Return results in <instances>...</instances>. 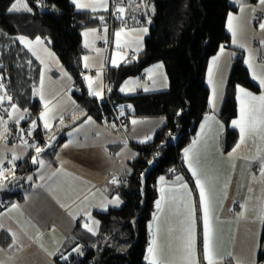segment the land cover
Instances as JSON below:
<instances>
[{"label":"crops","instance_id":"obj_1","mask_svg":"<svg viewBox=\"0 0 264 264\" xmlns=\"http://www.w3.org/2000/svg\"><path fill=\"white\" fill-rule=\"evenodd\" d=\"M82 2H90V0H82ZM230 2L236 8V11L229 13L226 29L231 35V46L234 49L223 47V54H221L220 50L218 54L209 60L206 83L210 88V109L205 117L214 116L215 119L208 121L203 135L201 134V125L205 123V117L200 122L194 139L199 140V143L194 151L199 152V167L209 177L214 178L212 183L214 184L216 202L212 223L215 229L214 243L218 257L222 258L220 259V264H252L253 260H255L256 264H264V259L259 261V253L264 249V224L257 218L260 197L262 192H264V182L259 176V162L244 158L255 156L257 148H264V142L259 137H256L254 143L249 139L245 145L230 157L229 153L239 143L240 133L239 129L230 123V127L238 133V138L236 144L230 150H226L225 137L228 126L221 117L232 66L237 54L235 48L238 50L241 48L233 43V35L228 28L229 16L232 15L239 18L233 23L237 26L239 38H242L243 34L241 32L245 28L248 32L253 21L258 24L264 23V6L259 4V0H230ZM242 5L244 7L241 12ZM113 9H116L113 0H109L106 10L98 7L93 12L90 8H76L78 12H90L97 16L113 12ZM129 16L137 17L130 9L129 11L125 10L121 18ZM148 19L147 23L121 27L124 28L125 33H130V35L122 34V46L119 49L116 46L115 33L120 31L121 28L115 29L112 26L113 24H111L83 30L82 44L84 52L80 61L84 71L82 77L89 94L90 90L87 81L84 79L85 76H91L94 81L93 87L101 92V97L90 94L91 97L99 101H105L107 98L109 71L120 67L126 62L137 59L139 54L145 51L146 40L150 36L151 21L149 17ZM133 22L136 23L135 21ZM257 27L255 38H260V47L257 50L258 53L263 55L264 43L262 41H264V30H261L259 25ZM105 28H107L106 32L104 31ZM142 28H147L148 31L146 33L131 31L132 29L139 30ZM91 29H97V31L92 33L89 31ZM86 31L89 32L87 38L84 36ZM25 37L35 40V38ZM138 37H140L139 40H137ZM40 38L44 40V47H47L50 52L52 51L55 54V59L47 57L40 46H36L38 55L47 62L49 59L53 64L56 63V59H59V57L51 48L50 39ZM86 39L88 47H85ZM137 44H139V50H137ZM22 46L40 62L32 51L25 45L22 44ZM97 49H99L98 52L96 51ZM85 56L89 58L87 61L88 68L84 66L85 61L83 58ZM214 57H220L216 66H213ZM156 65H163V67L156 69L152 73L151 79H149L148 69H155ZM61 68L63 72L67 73V76L63 75ZM54 69L49 70V73H54V77L52 76L54 82H52V86L49 89L55 93V96L49 99L51 101L50 107L55 106L52 112L54 119L51 124L52 126L54 125V128L60 127L68 129V131L66 130L64 140L58 144L53 158L45 157L43 151L40 153V158L46 162L43 168L35 164L36 169L32 173L28 175L16 174L18 164L26 160L34 148L24 146L21 141L15 142L9 139L10 131L5 134V139H0V161L3 162L2 166L4 169H13L12 173H5L7 179L4 180V186L0 187V191L9 189L11 184L22 182L16 189L22 190L23 194V199L11 203L3 211H0V225L3 226L0 227V237L5 234L4 242L0 239V261L3 264H57L56 256L61 254L67 240L75 236L74 232L76 230L86 235L98 236L101 230V222L95 213H106L110 209H119L124 205L119 189L132 173V163L139 157L140 153L137 146L152 142L157 132L167 124L165 116H137L135 114V105L125 102L117 103V105L120 106V109L123 107V113L128 116V126L125 133L114 130L109 124L102 123L100 121L101 118L95 114L89 115L87 109L76 101L73 93L77 90V84L73 75L64 65L62 63L55 64ZM210 69H212L213 80L211 84L209 83ZM126 82H130L128 83L130 90L121 92L119 89L120 94L124 96H132L138 93L145 95L156 94L165 92L170 88V79L163 62H156L147 66L141 77L132 76L127 78L120 88ZM214 85L216 88L215 108L211 105ZM145 86L148 87L149 91H144ZM238 87L245 88L253 95L264 94V88H261V91L256 93L244 86ZM238 87L236 93L238 113L233 120L239 119L240 115V93ZM59 98L62 99V102L56 105L54 101ZM39 101L42 108L41 113L44 110V102L42 100ZM10 106L8 108L9 112L11 110ZM18 108L21 111L25 110L19 106ZM40 113L36 115L34 121H36L37 127L40 126L43 132L48 134L49 131L44 129L43 121L39 119ZM61 116L65 122L63 125L59 124ZM88 117H91L93 123L87 122ZM4 119L8 121V129H10V124L17 125L14 120H9L8 115ZM29 119V112L27 111L25 119L21 120L18 125ZM132 120H136L137 123L132 124ZM220 125H223V127L221 128ZM76 129H79V131H76ZM3 130V126H0V132H3ZM53 132H55V129L51 133ZM69 133L72 135H69ZM69 141H72V143L67 148H64L63 145L68 144ZM48 143H40L38 146L46 150L49 148L47 147ZM192 146L193 143L188 148ZM13 155L18 157L14 161ZM35 155L34 150L32 157ZM61 165H63L64 172L71 175L59 173L53 176V173ZM253 174L256 175L255 181L252 180ZM41 175L44 177L43 180L40 179ZM30 176L32 179H27ZM177 176L183 177V181L191 189L192 199L196 208L197 256L200 259V264H207L202 258L203 212L199 203V189L196 187L195 177L192 176L191 169L188 168L184 151L183 169L179 170L171 178L163 176L165 178L164 185L161 184L160 178L158 180L159 197L157 200L160 199L162 186L165 188V193L168 197V202L163 205L164 211L160 220L159 243L162 248V259L173 261L179 254V241L176 237L181 234L179 221L183 219V215H186V212L179 200L173 202L171 199L173 195L177 197L180 195L178 191L179 182L176 181ZM114 177L118 178L119 184L113 185L110 183ZM249 188L252 189L251 192H249ZM116 195L120 198L118 205L108 204L106 209L98 207L105 198L111 200ZM85 196L88 197L87 200L84 199ZM245 203L248 205V211L246 215H240L244 211L241 206ZM13 204L19 207L13 208ZM177 204H179L178 210ZM61 205H64V207ZM84 209L89 210L92 218L99 221L95 235L83 227L86 222L91 224V221L83 214ZM156 214L157 208H155L150 222L153 227H149L151 237L149 246L155 230L154 217ZM169 228L174 229L171 236L168 232ZM12 233L16 234L15 238ZM79 247L82 248V245H79ZM49 253H52V255H49ZM146 260L147 264H149L148 259Z\"/></svg>","mask_w":264,"mask_h":264},{"label":"trees","instance_id":"obj_2","mask_svg":"<svg viewBox=\"0 0 264 264\" xmlns=\"http://www.w3.org/2000/svg\"><path fill=\"white\" fill-rule=\"evenodd\" d=\"M31 12L8 11L14 0H0V83L4 89L0 95L5 99L1 107L11 104L26 109L30 119L23 123L30 129L31 122L41 111L40 101L34 92L39 88V62L18 41L25 35L31 38L50 39V46L64 67L73 75L77 90L76 101L90 114L99 118L109 113V103H133L138 116H165L167 124L157 132L152 142L138 145L139 157L132 163V173L119 189L124 205L106 213H95L101 222L98 236L86 235L76 230L67 240L57 264H147V249L150 244L149 225L159 197L158 180L162 176L171 178L183 169V151L194 141L198 126L210 109V88L206 83L209 60L222 47L231 46V35L226 29L230 12L236 11L230 0H113L116 7L130 9L137 16L118 18L116 9L102 15L78 12L71 0H27ZM131 7V8H130ZM152 7V11H151ZM150 18V36L146 49L138 58L108 73V89L105 101L91 97L83 80L80 63L84 52L82 32L91 27L111 25L123 26L147 23ZM102 21V22H101ZM104 21V23H103ZM135 21L136 23H134ZM234 49V48H233ZM232 66L221 117L228 128L225 149L230 150L237 142L238 133L230 127L237 116V87L244 86L253 92L261 88L250 77L243 51L235 48ZM163 62L170 88L156 94L138 93L132 96L120 94L122 83L129 77H141L152 63ZM68 129L58 127L51 133L55 139L44 151L45 157L53 158L57 146ZM50 133L38 126L33 132L32 144L49 142ZM19 141L18 137L10 138ZM31 145V144H30ZM29 157L20 162L16 174L28 175L36 166ZM22 182L11 184L0 191V211L11 203L23 199ZM264 238V234H263ZM4 242L5 234L0 237ZM6 244V243H5ZM82 245V255L73 249ZM66 256L67 259H62ZM264 259V249L259 261Z\"/></svg>","mask_w":264,"mask_h":264},{"label":"snow or ice","instance_id":"obj_3","mask_svg":"<svg viewBox=\"0 0 264 264\" xmlns=\"http://www.w3.org/2000/svg\"><path fill=\"white\" fill-rule=\"evenodd\" d=\"M109 0H90V2H82V0H72V3L76 6L78 9H88L90 8L93 12L96 11V9L104 8L107 9ZM259 4L264 6V0H259ZM243 5L241 6V12L243 11ZM8 11L10 12H19V11H27L31 12L32 8L29 7L27 0H14V2L9 7ZM255 11V10H253ZM118 18L122 16V14L125 13V8L123 6H119L116 9ZM100 20H103L104 17H99ZM239 18L237 16H229L228 19V28L232 32L233 35V43H236V36H237V26L234 25L233 21L238 20ZM259 28L261 30H264V23L259 24ZM92 33H95L97 29H91L89 30ZM104 31H107V28L104 29ZM131 31H138L140 33H146L148 31L147 28L142 29H132ZM122 34L130 35V33H125L124 28H121L120 31L115 33L116 36V46L119 49L121 45V36ZM89 35V32H85L84 36L87 38ZM17 39L25 45L30 51H32L33 55L37 56V59L40 60V63L44 65V71L47 72L50 70V67L47 63V61L40 57L36 51V46H40L43 51L46 53L47 57L55 59V54L50 52L47 47H44V40H42L39 36L35 38V40H31L25 36H19ZM140 37L137 38L139 40ZM264 43V41H262ZM87 39L85 40V47H88ZM240 47H245L244 44H241ZM137 50H139V44H137ZM97 52L99 49L96 50ZM224 49L221 48V54H223ZM85 68H88L89 65L87 64L88 57L85 56ZM220 57H214L213 58V66L217 65L218 60ZM253 55L251 51L249 52V58L246 61L248 64V67L250 69H253L252 71V77L255 80L259 81V86L261 88H264V73L258 74L255 71L254 64H253ZM115 63V61H113ZM163 65H156L155 69H148L149 73V79L152 77V73L156 69H161ZM61 71L63 72V69L61 68ZM63 75L67 76L66 72H63ZM3 77H0V80H2ZM70 79V77H69ZM84 79L88 83V88L90 90V94L96 97H101V92L98 91L96 88L93 87V78L91 76H85ZM128 83L126 82L123 87L120 88L121 92L130 90L128 88ZM209 83H213L212 80V69L209 70ZM101 87H103L101 85ZM4 89V85L0 83V90ZM111 91V89H108ZM134 90V89H132ZM239 93H240V115L239 119L231 121V124L239 129L240 133V140L239 143H237L232 151L229 153V156H233L243 145L246 144V141L251 139L253 143L255 142L256 137H259V139L264 142V94L261 95H253V93L247 91L243 87H238ZM144 91H149L148 87H144ZM36 94L39 96L41 100L44 101V110L40 113L39 119L43 121V127L44 129L48 130L49 135V143L47 144V147H51V141L55 139V136L51 134V128L52 124L51 121L54 119L52 112L54 110V105L50 107L51 101L46 99L45 97V91H44V76L43 74L40 77V87L36 90ZM5 99L9 102L12 101V97L8 96L6 93L5 95H0V105H2L5 101ZM215 99H216V88L215 85L213 86V98L211 105L213 108H215ZM11 110L9 112L8 109H4L5 112H8L9 120H14L16 124H19L21 120L25 119V113L27 110L21 111L20 108L16 104H11ZM121 114H123V107H121ZM214 116L205 117V123L201 125V134L203 135L205 128L208 125L209 120H214ZM60 124H64L63 117L60 118ZM88 123H93L91 120V117L87 118ZM136 120H132V124H136ZM217 123H219L217 121ZM8 121L4 119L3 116H0V126H3V132H0V139H5V134L8 133L9 129L7 127ZM37 124L36 121L31 122L30 129L27 132L28 136L32 135V132L36 129ZM112 127H115V124L112 125ZM222 128L223 125H220ZM76 131H79V129H76ZM25 130L20 129L21 133V143L24 146L34 148L36 155L32 157V163L38 164L41 168H43L46 164V162L40 158V153L45 151V148H42L36 144L29 145L27 139H23V134ZM69 135H72L69 133ZM72 141H69L68 144L63 145L64 148H67L69 144H71ZM199 143V140L193 141V146L191 148L184 149V156L185 159L188 162V168L191 169L192 176L195 177V184L196 187L199 189V203L202 206V212H203V260L207 262V264H220L221 257H218V253L216 250V246L214 243V237H215V229L213 226V213L215 208V194H214V184L212 183L214 178L209 177V175L199 167V152L194 151L196 145ZM18 157L13 155V161L16 160ZM245 159H251L256 160L259 162V176L261 177L262 182H264V148H257L256 155L252 157H244ZM3 162L0 161V187L4 186V180L7 179L5 173H12L13 169H4L2 166ZM233 167H235L233 165ZM59 173H64L65 175H71L69 173L64 172L63 165L59 169H57L56 172L53 173V176L58 175ZM27 179L31 180L32 177H28ZM40 179L43 180L44 177L41 175ZM51 179V178H50ZM252 180H256V175H252ZM176 181L179 182L178 191L180 195L177 197L176 195H173L171 197L173 202H176L177 200L180 201V203L183 204L186 215H183V219L179 221L181 225L180 232L181 234L176 237V239L179 241V247H178V256L173 261H165L162 259V248L159 243V236L161 232L160 227V220H161V214L164 211L163 205H165L168 202V197L165 193V188L162 186L160 189V199L156 201V208H157V214L154 217L155 221V230L153 232V238L151 241V245L147 249L148 256L146 259H148L149 264H200V259L197 256L196 251V234H195V204L192 199V192L191 189H189L188 184L183 181V177L177 176ZM160 182L162 185L165 184V178L162 176L160 177ZM111 184L117 185L119 184L118 178L114 177L111 181ZM252 189L249 188V192H251ZM94 195V194H93ZM85 200L88 199L87 196L84 197ZM120 203V198L118 195L114 196L111 200H108L105 198L103 201L100 202L98 207L106 209L108 204L118 205ZM64 207V205H61ZM13 208H18L19 206L16 204L12 205ZM177 210L179 209V204L176 205ZM244 211L240 215H246L248 211V205L245 203L241 206ZM83 214L87 217L89 221H91V224L84 223L83 227L90 233L96 234V231L98 229L99 221L95 220L91 216V212L87 209L83 210ZM257 218L260 220L262 224H264V192H262V195L260 197V204L258 209V215ZM0 227H3L0 225ZM150 228L153 227V225L149 226ZM174 231V229L169 228L168 232L171 236V233ZM15 233H12V236L15 238ZM74 252H77L79 254H83L80 247H76L73 249ZM49 255H52V253H49ZM231 255V254H229ZM62 259H67L66 256L62 257ZM0 264H3L2 261H0ZM252 264H256L255 260H253Z\"/></svg>","mask_w":264,"mask_h":264},{"label":"rangeland","instance_id":"obj_4","mask_svg":"<svg viewBox=\"0 0 264 264\" xmlns=\"http://www.w3.org/2000/svg\"><path fill=\"white\" fill-rule=\"evenodd\" d=\"M27 3H28V1H27ZM131 8V7H130ZM132 11H135V9H133ZM132 19H135V16H132ZM258 20H260V19H258ZM257 25H259L258 23H255V21H253L252 22V26H250V29H249V31L247 32L246 31V28L241 32L243 35H242V38L240 37L239 38V35L237 34V36H236V38L235 39H238L237 40V42L236 43H234V44H236L237 46H239L240 47V45L241 44H244L245 45V47H241V48H239V50H241V51H243V49H244V55H246L245 56V63H246V61L248 60V58H249V52L251 51V53H252V55H253V64H254V68H255V71L258 73V74H262V73H264V54L263 55H261V53H258V50H257V48L258 47H260V38H255V33H256V29L258 30V27H257ZM47 39V38H46ZM52 52V51H51ZM60 59V58H59ZM58 58L56 59L57 60V62L56 63H52L51 61H49V59H48V65H49V67H50V70H55L54 69V67H55V64H61L60 63V60H59ZM39 64H40V72H39V87H40V77H41V75L43 74V76H44V91H45V97H46V99H50V98H52V97H54L55 96V93H53L52 92V90H50L49 88H50V86H52V82H54V73H49V71H48V73L47 72H45L44 71V65H42L40 62H39ZM246 66H247V68L249 69V72H250V77H251V80L256 84V85H258L259 86V81L258 80H255V79H253V77H252V71H253V69H250L249 67H248V64L246 63ZM53 76V77H52ZM260 87V86H259ZM261 88V87H260ZM34 94H35V97H38V99L39 100H41L40 98H39V96L36 94V92H34ZM62 99L61 98H59V99H57V100H55L54 102L56 103V105L58 104V103H60V102H62L61 101ZM43 101V100H42ZM44 102V101H43ZM54 103V104H55ZM8 109V108H7ZM59 124H60V122H59ZM64 124H65V122H64ZM54 129L56 130L57 128L55 127L54 128V125L52 126V128H51V132L52 131H54Z\"/></svg>","mask_w":264,"mask_h":264},{"label":"built area","instance_id":"obj_5","mask_svg":"<svg viewBox=\"0 0 264 264\" xmlns=\"http://www.w3.org/2000/svg\"><path fill=\"white\" fill-rule=\"evenodd\" d=\"M113 13H114V9H113ZM109 103V113L103 115L100 119V121L102 123H106L109 124V126L111 128H113L114 130L117 131H121L123 133H125L126 128L128 126V116L126 114H121V109L120 106L117 105L116 103H112L110 101H108ZM4 109H6L5 107H1L0 108V116H3L4 118L7 117L8 113L4 111ZM24 123V122H23ZM23 123H21L20 125H13L10 124V133H9V137L15 139V137H18V140L21 141L22 137H21V133H20V129H24L25 132L23 134V139H27L29 144H32L33 142V136H28L27 132L29 129H27L28 127H24ZM115 124V127H112V125Z\"/></svg>","mask_w":264,"mask_h":264}]
</instances>
